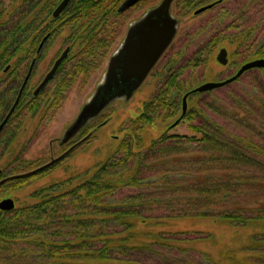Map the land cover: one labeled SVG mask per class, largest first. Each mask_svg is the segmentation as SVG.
Instances as JSON below:
<instances>
[{
	"label": "trees",
	"instance_id": "obj_1",
	"mask_svg": "<svg viewBox=\"0 0 264 264\" xmlns=\"http://www.w3.org/2000/svg\"><path fill=\"white\" fill-rule=\"evenodd\" d=\"M255 1L235 0L219 10L222 0L215 2L205 23L171 45L163 57L166 77L138 116L125 122L106 160L36 204L0 211V264H264V69L191 95L181 120L191 133H168L183 112L180 100L196 87L183 88L184 74L206 64L216 47L236 45L232 65L264 58V19L248 14L247 2L254 8ZM179 2L185 14L195 6V0ZM4 5L0 0V9ZM230 15L236 17L226 23ZM200 36L203 42L194 45ZM0 38H6L2 28ZM242 80L247 88H234ZM174 116L146 142L157 118L165 124ZM186 219L261 229L243 259L224 254L218 261L193 244L212 239L211 232L172 228Z\"/></svg>",
	"mask_w": 264,
	"mask_h": 264
},
{
	"label": "rangeland",
	"instance_id": "obj_2",
	"mask_svg": "<svg viewBox=\"0 0 264 264\" xmlns=\"http://www.w3.org/2000/svg\"><path fill=\"white\" fill-rule=\"evenodd\" d=\"M3 1L5 4L3 7H7L8 10L20 6V2L23 3L21 0ZM124 1H122L120 4H117L116 7L119 8ZM159 1L161 0H142L137 2L135 7L129 8L127 11L123 12L121 18L124 30L121 35H119L115 45L109 49V54H111L117 47L120 46L119 43L122 42L121 40H123L122 38L127 32L128 26L144 15L148 9L157 6ZM201 1L202 0H195V6L191 7L192 11L190 14H185V12L189 11L185 4L179 2L180 4L177 3L176 5V3H173V14L180 19V30L174 43L175 45H177L179 39L186 30L192 28L194 25L202 24V22H204L202 19L210 15L209 12L211 9L202 12L198 16L193 15L194 11L204 6V4L208 5L207 3L209 2L212 4V2H217L219 0H203L204 2ZM230 2L236 4L235 0H222L221 6L216 9H222L223 6L225 7ZM257 3L260 5L252 8V4L249 6L247 2V7L249 8L248 14L249 16H255L256 14L257 18L264 19V6L261 7L264 1L256 0L255 4ZM239 8H241V6H239ZM238 12L239 11L235 12L237 13V16ZM234 17H236V15H230L224 20L227 23V21L234 19ZM101 23H104V21ZM97 26H99V24H89L87 29L88 33L93 34ZM108 26H110V32H116L115 29L117 26L110 23ZM111 26H113V29ZM64 28V30H61L62 28H60V30H58L59 34L57 35L56 39H54L52 43L45 47V54L43 55L42 60L43 65H41L40 68L38 67L36 71L37 73L34 75L31 83L29 84V86H31V94L36 87L35 85H37L42 77H44L45 74L52 68L55 58H57L66 47L67 42H64V39L66 38L65 36L67 35L68 31L67 26ZM203 39L204 36L198 37L194 45L199 46L200 43L203 42ZM235 46L236 45L225 46L228 50L229 56V61L226 65L220 64L217 59L219 51L224 47L218 46L214 49V51L211 52V54L208 56L209 58L206 64H204L201 68H198L197 70L194 69L193 73L190 70L188 72L186 71L183 77V79L186 80L184 82L183 88H194V86H199L207 81L216 82L226 80V78L235 74L241 67V64L232 65L233 61L236 59L235 56L232 55ZM79 53V50H77L75 54H71L70 58L67 59L65 64L59 69L57 77H55V79L48 84L45 92L40 94V98L42 95L44 96L43 99L46 98V124H43L42 128L37 130L35 127L38 119H32L30 118V115H27L24 120L25 122L21 125L23 132L21 134L20 140L23 145L28 142L25 145V161L31 163L28 165L25 171L27 172V170H33L39 165L47 163L50 161V158L59 157L69 150V147H71V145H73L74 142L78 141L80 138H85L88 135H90V138L84 144L80 145V147L75 149L71 154L65 157L64 160L53 165L48 170L38 173L37 175L29 177L25 180L17 182L14 181L15 183L11 182L7 184L6 187L2 188V190L0 189V201L7 198V195H9L15 201V210H18V208L24 206L36 204L43 195L67 188L70 183H77L80 176L86 171L91 170V168H93L95 165L106 160L108 156H110L116 149L120 138L123 136L122 127L125 125V122L137 117L143 105L156 94V88L160 86L161 82L166 77V67L169 68L168 65L166 66V64L162 61L160 65L157 66V69H155L156 71H153L151 76L148 77L146 82L141 86V89L137 91V93L131 98L129 102L120 100L112 103V105L108 108V111L104 112L100 118L91 121L88 127L78 136V138L71 141L68 145L62 146L59 142V139L68 128V125L73 122L74 119H76L78 112L84 106L83 104L86 103L93 95L92 93L96 90L98 84L105 74L108 63L107 58V60H104V63L98 67L93 68L91 64H87V66L82 68L78 67L76 70V55L78 58ZM76 71H78L77 73H79V76H77L76 79L72 81V77ZM262 76L264 77V72H262ZM247 80L237 82L233 85L234 88L246 89V85H248ZM69 82H71V85L66 89V91L61 92V89L57 90L59 88V84H69ZM227 91L224 93H227ZM220 92L223 93V91ZM14 96L15 95H12V100L15 98ZM60 96H62V100L59 102L61 98ZM180 106L182 107V102ZM180 113L181 111L176 116H178ZM176 116L170 120H166L165 124L163 123L162 118H157V120L154 121V123H156L154 127L150 126L145 133L146 142L158 137L159 133L165 129V127L162 128V126H165L167 123H171V121H173ZM36 117H39V114H37ZM187 126V123H181L171 130H168V133H191ZM31 137L32 140L30 139ZM17 172L19 171L16 170L15 173ZM175 225L177 227H172L175 230L184 228L188 230L202 229L211 232L212 239L195 242L193 244L198 250L205 251L212 256V259L218 261L221 260L220 258H222L224 254L232 256L236 255V257L243 259L249 254V251H245V249L251 245L252 235L255 231L261 229L259 226H257L258 228L254 226L246 227L244 229L234 226L232 227L224 221L214 222L212 219H186L179 223L177 222Z\"/></svg>",
	"mask_w": 264,
	"mask_h": 264
},
{
	"label": "flooded vegetation",
	"instance_id": "obj_3",
	"mask_svg": "<svg viewBox=\"0 0 264 264\" xmlns=\"http://www.w3.org/2000/svg\"><path fill=\"white\" fill-rule=\"evenodd\" d=\"M63 1L64 0H28L27 4L20 7H14L9 10L7 7L0 9L1 12H3L0 15V28L6 33L5 39L0 38V47H5V51L0 49V127L3 125L0 129V181L13 175L25 174L32 171H25L31 163L25 161V145L28 142L23 145L20 140L23 132L21 125L25 122L24 120L27 115H30L32 119H38L35 127L37 130L42 128L43 124H46V98L43 99V95L40 98V94L45 92L48 84L57 77L59 69L65 64V61L70 58L71 54H75L77 50L80 52L78 58L76 55L77 70L78 67L82 68L87 66V64H91L93 68L98 67L102 65L107 58L109 63L110 57L118 49L117 47L115 51L109 54V49L115 45L119 35H121L124 30L121 18L123 12L120 9L121 7H116L117 4H120L124 0H68L62 11L56 13L57 8ZM135 6L136 5L133 7ZM193 15L198 16L194 13ZM102 21H104V23H101ZM109 23L117 26L115 33L110 32ZM89 24H99L93 34L88 33L87 29ZM65 26H67L68 33L65 36L64 42H67V45L62 53L55 58L52 68L55 66V62L65 53L64 51L66 49H68V54L55 72L54 78L49 81L41 91L37 92V89L40 87V84L44 81V78L48 75L51 68L45 76L42 77L39 83L35 85L36 87L31 94V86H29V84L37 73L38 67L40 68V66L43 65L44 49L56 39L59 34L58 30H60V28L64 30ZM111 27L113 29V26ZM126 34L127 32L123 36L122 42L119 43L120 45L125 40ZM165 54L161 57L160 62L152 69L151 74L163 61ZM77 72L78 71L74 73L72 80L79 76ZM12 95H15L13 100L11 99ZM18 98L19 101L16 104ZM37 114H39V117H36ZM82 132H84V130L79 132L69 143L78 138ZM30 139L32 140V137ZM82 139L83 138H80L78 141L74 142L73 145L79 143ZM84 143L77 145L75 149ZM64 158L62 160H64ZM51 159L52 158H50V161ZM48 162L38 167L46 165ZM52 166L53 165L48 166V168L38 173L44 172ZM38 167L35 169H38ZM16 170L19 172L15 174L14 172ZM32 176H28L27 178ZM12 181L13 180H7L0 185V188L5 187ZM8 197L12 198L7 195V198ZM15 208L7 210L0 209V211L8 213L15 210Z\"/></svg>",
	"mask_w": 264,
	"mask_h": 264
},
{
	"label": "water",
	"instance_id": "obj_4",
	"mask_svg": "<svg viewBox=\"0 0 264 264\" xmlns=\"http://www.w3.org/2000/svg\"><path fill=\"white\" fill-rule=\"evenodd\" d=\"M140 0H125L121 4V11L125 12L127 9L133 7ZM177 0H161L157 6L148 9L138 20L132 22L128 26V31L125 40L118 47L117 51L110 57L108 67L105 74L98 84L93 95L84 103L83 107L78 112L76 119L68 125V128L59 139L61 145H66L70 140L75 138L82 130L86 129L91 121H94L104 114L112 103L123 100L129 102L131 98L137 93L141 86L146 82V79L152 72V69L160 62L161 57L170 49L169 47L175 41L180 29V19L173 14V3ZM68 0H64L57 8L56 13L62 11ZM212 4L204 5L195 10L194 14H201L202 12L211 9ZM56 62L55 66L48 72L44 81L40 84L37 92L41 91L46 84L51 81L55 72L58 70L62 61L68 54V49ZM217 59L222 65H226L229 61L227 48H221ZM118 58V59H117ZM264 69V58H257L255 60L247 61L241 65L237 72L226 80L222 81H207L199 86H196L191 91L184 94L182 99V114L175 120L172 127L181 123L185 117L188 108V97L195 93H203L205 91L216 90L227 86V84L235 82L240 76L251 69ZM16 101V104L18 103ZM5 123V122H4ZM3 126V125H2ZM0 127V129L2 128ZM90 135L83 138L79 143L70 147L68 151L57 158H52L48 164L38 167L25 174H17L10 176L0 181L2 185L7 180H14L17 178H27L38 174V172L48 168V166L55 165L65 156H67L75 147L81 143L86 142ZM15 208L14 200L12 198L4 199L0 202V209L7 210Z\"/></svg>",
	"mask_w": 264,
	"mask_h": 264
},
{
	"label": "snow or ice",
	"instance_id": "obj_5",
	"mask_svg": "<svg viewBox=\"0 0 264 264\" xmlns=\"http://www.w3.org/2000/svg\"><path fill=\"white\" fill-rule=\"evenodd\" d=\"M118 59V58H117Z\"/></svg>",
	"mask_w": 264,
	"mask_h": 264
}]
</instances>
